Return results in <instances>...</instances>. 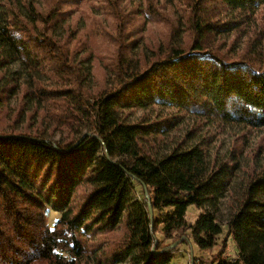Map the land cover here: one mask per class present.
Instances as JSON below:
<instances>
[{"label": "trees", "instance_id": "1", "mask_svg": "<svg viewBox=\"0 0 264 264\" xmlns=\"http://www.w3.org/2000/svg\"><path fill=\"white\" fill-rule=\"evenodd\" d=\"M96 1L0 0V264H169L192 242L219 248L197 264H264V0H181L174 17L102 0L112 31L93 19L87 41L71 20ZM11 97L24 128L1 120Z\"/></svg>", "mask_w": 264, "mask_h": 264}, {"label": "rangeland", "instance_id": "2", "mask_svg": "<svg viewBox=\"0 0 264 264\" xmlns=\"http://www.w3.org/2000/svg\"><path fill=\"white\" fill-rule=\"evenodd\" d=\"M103 4L104 3L102 2V0H98L92 6L91 5L82 6V8H80L76 11V14H74V16L71 20L73 25L77 27L80 34L87 41L96 37L95 34L91 33V31H90V26H92V24H93V21H92L93 19L99 20L108 31H110V30L112 31L111 20H110V17L107 16V14H106L107 8ZM159 4H160L159 9L162 11V13L169 14V15H171V17H174V15H175L174 9L177 13H179L181 11V6H182L181 0H179V2L174 0V2L172 3L173 5H171L170 3H164V0H162ZM152 26L154 28V27H156V24H153ZM163 27H164L163 31H165L167 27H165L164 25H163ZM149 30H150V25L148 27V30L146 31L148 34V38L150 39ZM154 35L159 36V33L155 32ZM98 53L99 54L97 56H95L91 60V62L94 65L97 64V62H98V64L104 70L103 64L105 62H107L108 54H107L106 50H104L103 44H101V46H99ZM13 69H14V72L17 73V75H15V77H21L22 76L23 78H25L27 76L26 71L24 69H22L20 67V65H18L16 63L13 64ZM16 104H17V101L15 100V98L11 97L10 105H9L10 109H9L8 118H5L6 117L5 116V117L1 118V120L5 124H10V126L15 125L18 128L19 127L24 128L27 125V124H25V121L15 122L16 120H14V117L17 116L16 111L18 109V106ZM141 113H143L142 110H135L134 113H131L132 118L135 120V119L141 117L142 116ZM9 116H10V118H9ZM188 123L189 122H186L184 125H182L181 130L178 131L179 135L183 136L185 129L188 127L187 126ZM35 124L36 123L29 126V129L31 130V132L36 131L37 129L39 131L41 130L45 133L44 136L52 139L53 141L59 140L63 135L61 132H58V131L51 132L52 129H51V127H48L46 122H44V123L39 122V123H37L36 126H35ZM49 134H52V136H50ZM218 139H219L218 143L221 144V146L218 150H219L220 154H223V153H225V151L229 147L231 140L227 136H222V137H219ZM255 140H257V139L254 138L252 140V142L254 143ZM261 162L264 163V155L263 156L261 155ZM238 182H239L238 180H235L233 183V186H236ZM228 201H229L228 197L221 200V203H220L221 208H220V212L217 216L218 221H220L221 225H223V233H222L223 235H222V237H220L219 243L223 239V237L226 235V232H227L226 224L230 221L229 219L231 217V210L228 207ZM187 208L188 209L186 212V218L192 222L197 217V214H199L200 212L203 211L202 209L192 208V206H189ZM161 235H162L161 233H158L157 237L162 239L163 237ZM93 239H95V238H93ZM92 240L86 238V242L89 246H93ZM176 245H177L176 243L173 244V246H176ZM228 248L229 249H228L226 255L228 256L230 261H233L236 258V251H235V248L233 246V243L230 240L228 241ZM175 250L176 251H174V253H173L172 261L169 264H190L191 261L189 259L191 257H194L196 259L192 263L197 264L198 263V260H197L198 257L210 259L211 256L215 252L216 253L218 252L219 248L214 247L211 251L208 252L207 250L204 251V250L197 249V246L194 245L192 242L191 245H188L187 243H182L181 245L178 244L177 249H175ZM86 260H87V264H95L93 262L92 255L87 256ZM120 264H128V263L123 262Z\"/></svg>", "mask_w": 264, "mask_h": 264}, {"label": "water", "instance_id": "3", "mask_svg": "<svg viewBox=\"0 0 264 264\" xmlns=\"http://www.w3.org/2000/svg\"><path fill=\"white\" fill-rule=\"evenodd\" d=\"M150 209H151V207L149 206L148 210L150 211V215L152 216V210H150Z\"/></svg>", "mask_w": 264, "mask_h": 264}]
</instances>
